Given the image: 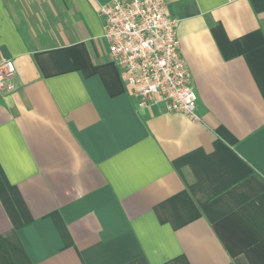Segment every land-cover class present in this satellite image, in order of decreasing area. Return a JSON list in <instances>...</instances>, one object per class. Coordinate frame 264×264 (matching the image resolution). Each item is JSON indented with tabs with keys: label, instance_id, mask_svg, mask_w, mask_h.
Wrapping results in <instances>:
<instances>
[{
	"label": "crops",
	"instance_id": "1",
	"mask_svg": "<svg viewBox=\"0 0 264 264\" xmlns=\"http://www.w3.org/2000/svg\"><path fill=\"white\" fill-rule=\"evenodd\" d=\"M110 1L0 0V264H264V0H164L197 121L129 95Z\"/></svg>",
	"mask_w": 264,
	"mask_h": 264
},
{
	"label": "built area",
	"instance_id": "2",
	"mask_svg": "<svg viewBox=\"0 0 264 264\" xmlns=\"http://www.w3.org/2000/svg\"><path fill=\"white\" fill-rule=\"evenodd\" d=\"M98 17L107 53L139 108L154 104L193 121L197 95L179 54L177 20L165 13L164 0H111ZM15 65L0 58V91L11 93Z\"/></svg>",
	"mask_w": 264,
	"mask_h": 264
},
{
	"label": "rangeland",
	"instance_id": "3",
	"mask_svg": "<svg viewBox=\"0 0 264 264\" xmlns=\"http://www.w3.org/2000/svg\"><path fill=\"white\" fill-rule=\"evenodd\" d=\"M33 2V0H27V4H30V3H32ZM22 4L23 5H25V3L22 1ZM19 9V8H18ZM18 11V10H17ZM48 19H49V21L51 22V24H54V26L53 25H51V26H47L46 27V25L44 26V30L45 31H48V33H45L44 32V34H42V35H44L45 37H47V38H52L53 39V36H54V34H55V27L57 26L56 25V22H53L52 20H51V18L50 17H48ZM54 32V33H53ZM41 36V35H40ZM36 41H38V40H36ZM29 42H33L32 40L30 41L29 40ZM48 42H51V40H48Z\"/></svg>",
	"mask_w": 264,
	"mask_h": 264
}]
</instances>
